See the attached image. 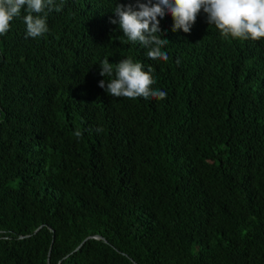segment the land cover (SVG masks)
I'll return each mask as SVG.
<instances>
[{"label": "trees", "instance_id": "trees-1", "mask_svg": "<svg viewBox=\"0 0 264 264\" xmlns=\"http://www.w3.org/2000/svg\"><path fill=\"white\" fill-rule=\"evenodd\" d=\"M117 4L138 0H55L35 38L22 8L0 35V264H264V38L166 12L152 60ZM129 57L165 99L99 86Z\"/></svg>", "mask_w": 264, "mask_h": 264}, {"label": "clouds", "instance_id": "clouds-1", "mask_svg": "<svg viewBox=\"0 0 264 264\" xmlns=\"http://www.w3.org/2000/svg\"><path fill=\"white\" fill-rule=\"evenodd\" d=\"M54 6L55 0H0V35L9 31L10 22L24 8L27 13L23 17L27 36H42L49 31L47 14ZM201 9L207 13L209 24H214L224 37L230 35L244 40L264 38V0H155V3L138 0L135 9L130 4H117L114 12L118 20L112 19L111 23H118L129 41L139 42L146 48L148 58L167 61L168 54L162 48L168 40L161 36L158 17L162 19L166 12L170 13L174 20L172 30L182 29L187 33ZM100 67L101 76L113 75L114 70L108 60L103 61ZM153 83L150 72L143 71L142 65L134 63L129 57L116 64L114 79L108 82L100 80L99 86L114 97L165 99L167 93L153 90ZM76 135L79 137L81 134L77 132Z\"/></svg>", "mask_w": 264, "mask_h": 264}, {"label": "water", "instance_id": "water-1", "mask_svg": "<svg viewBox=\"0 0 264 264\" xmlns=\"http://www.w3.org/2000/svg\"><path fill=\"white\" fill-rule=\"evenodd\" d=\"M89 238H90V237H88L87 239H89ZM96 238H99V239H100V238H102V237H101V236H96ZM87 239H86V240H87ZM86 240H85V241H86ZM85 241H84V242H85ZM84 242H83V243H84Z\"/></svg>", "mask_w": 264, "mask_h": 264}]
</instances>
